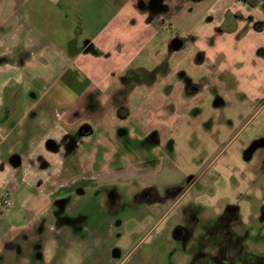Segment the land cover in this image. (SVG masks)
I'll use <instances>...</instances> for the list:
<instances>
[{
	"label": "rangeland",
	"instance_id": "obj_1",
	"mask_svg": "<svg viewBox=\"0 0 264 264\" xmlns=\"http://www.w3.org/2000/svg\"><path fill=\"white\" fill-rule=\"evenodd\" d=\"M162 1L139 3L133 28L168 13ZM238 4L237 20L167 23L115 55L60 33L59 3L44 20L0 0V264H168L191 254L180 226L199 232L228 205L263 246L264 30L247 14L264 24V4ZM176 34L184 47L165 49ZM144 177L170 199H139Z\"/></svg>",
	"mask_w": 264,
	"mask_h": 264
},
{
	"label": "crops",
	"instance_id": "obj_2",
	"mask_svg": "<svg viewBox=\"0 0 264 264\" xmlns=\"http://www.w3.org/2000/svg\"><path fill=\"white\" fill-rule=\"evenodd\" d=\"M28 1L33 5L32 9L37 11L40 19L44 20L49 18L50 8L54 6L55 3H59L60 8L56 13L60 15L57 19L62 21L57 27L60 33L69 37L74 36L76 33L83 34V36L88 39V42L85 44L87 47H89V44L93 43L99 48L105 44H109L111 52L115 53V55H119L129 44H137L136 38L140 36H146L147 38L151 37V39H155L159 34L164 36L165 32L163 26L167 23H176V25H178L177 29H186L185 27L193 25L201 19L203 20L206 16L212 21L220 19L222 23L226 20H237L238 9L240 7L238 3H246L244 0H163L169 12L164 14V16L151 15L150 20L146 18V20L149 21L146 24L147 27L137 29L133 28L130 21L136 19L138 12L145 10V8L141 10L138 9L139 3L142 5L146 3L147 6H150L151 0H26V2ZM259 1L264 4V0ZM260 2L257 4L259 5ZM247 15L250 17V30L261 33L264 30V24L261 23V20L251 16V13ZM145 17H147V15ZM95 21L98 23L100 21V23L95 24ZM240 26L241 25H237L236 22L232 26L234 28L232 32H238ZM225 29L227 30L229 28L227 27ZM222 31L226 32L224 30ZM117 32L120 34H117ZM124 36H128L129 39L123 38ZM161 44L168 50L167 39L163 41L162 38ZM74 51V53L77 52L75 49ZM80 51L82 52V50ZM59 53L62 55L61 58L63 60H69L66 51L61 49ZM112 59L113 56L110 55L108 60L112 61ZM129 61L130 60L127 59L126 62ZM131 62H129L128 65ZM79 76L80 74L73 68H71V70L65 69L60 74V78L67 79L68 82H73L72 88L75 87L76 84H79ZM63 111L64 110H60L55 113L57 118L63 119L66 116ZM67 124L73 125L70 123ZM13 162L20 164V160L14 159Z\"/></svg>",
	"mask_w": 264,
	"mask_h": 264
},
{
	"label": "flooded vegetation",
	"instance_id": "obj_3",
	"mask_svg": "<svg viewBox=\"0 0 264 264\" xmlns=\"http://www.w3.org/2000/svg\"><path fill=\"white\" fill-rule=\"evenodd\" d=\"M176 37L182 39L178 34L174 36V38ZM172 39H170V41ZM170 41L167 45L168 50L177 51L169 48ZM182 41L183 46L180 49H182L185 44L183 39ZM64 111L63 113L66 114L67 117L70 111ZM118 112L119 110H117V113ZM67 121V123L73 124L71 123L72 119H68ZM73 127L76 131H80L84 134L91 131L90 126L86 123H81L80 125L75 124ZM85 127L89 129L87 132L83 130ZM89 180L90 184H94L95 181L97 183V180L94 178ZM104 180L107 181L106 178ZM152 180L153 179L148 180L146 177L141 178L140 182L143 184V187L138 193L139 199L142 200L146 193L152 196V203H163L165 200L170 199L172 189H166V187H164L166 189L165 193L164 195H160L156 192V187H154ZM187 211L188 210L185 209L186 214ZM260 211L259 221L261 224H264V206L260 208ZM218 217L217 219L204 218L200 221L201 230L199 232L186 234L185 230L180 226L179 229L183 231L184 234H182L179 239L191 240L190 242L192 244L190 245V252H188L191 254L181 256L180 259L174 260L171 263L169 262L168 264H264V237L262 240L263 246H261V248L259 245H256L257 241L255 240H258V237H251L249 227H240L242 221L239 219L238 207L228 205ZM195 221H197L196 218ZM237 227L238 229H236Z\"/></svg>",
	"mask_w": 264,
	"mask_h": 264
},
{
	"label": "water",
	"instance_id": "obj_4",
	"mask_svg": "<svg viewBox=\"0 0 264 264\" xmlns=\"http://www.w3.org/2000/svg\"><path fill=\"white\" fill-rule=\"evenodd\" d=\"M150 5L152 8H155L158 5V0H151L150 1ZM183 46V41L182 39L176 37L173 38L170 43H169V48L171 50H178ZM70 53H74V49L72 51H70ZM84 132H87L89 129L88 128H83Z\"/></svg>",
	"mask_w": 264,
	"mask_h": 264
},
{
	"label": "trees",
	"instance_id": "obj_5",
	"mask_svg": "<svg viewBox=\"0 0 264 264\" xmlns=\"http://www.w3.org/2000/svg\"><path fill=\"white\" fill-rule=\"evenodd\" d=\"M248 5L255 6L259 0H244Z\"/></svg>",
	"mask_w": 264,
	"mask_h": 264
},
{
	"label": "built area",
	"instance_id": "obj_6",
	"mask_svg": "<svg viewBox=\"0 0 264 264\" xmlns=\"http://www.w3.org/2000/svg\"><path fill=\"white\" fill-rule=\"evenodd\" d=\"M3 202L6 206H9L11 205V201L10 199L8 198V195H5V197L3 198Z\"/></svg>",
	"mask_w": 264,
	"mask_h": 264
}]
</instances>
